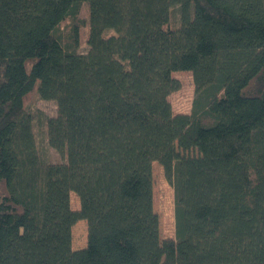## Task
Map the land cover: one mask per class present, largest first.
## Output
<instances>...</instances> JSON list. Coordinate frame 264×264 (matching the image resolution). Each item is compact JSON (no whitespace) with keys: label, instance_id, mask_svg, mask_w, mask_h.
Wrapping results in <instances>:
<instances>
[{"label":"trees","instance_id":"16d2710c","mask_svg":"<svg viewBox=\"0 0 264 264\" xmlns=\"http://www.w3.org/2000/svg\"><path fill=\"white\" fill-rule=\"evenodd\" d=\"M180 70L194 96L176 113ZM36 86L62 161L39 155ZM155 161L175 194L161 241ZM0 264H264V0H0Z\"/></svg>","mask_w":264,"mask_h":264},{"label":"rangeland","instance_id":"374dc122","mask_svg":"<svg viewBox=\"0 0 264 264\" xmlns=\"http://www.w3.org/2000/svg\"><path fill=\"white\" fill-rule=\"evenodd\" d=\"M89 4L85 2L80 11V21L83 26L79 29L78 51L85 52L88 46L89 33ZM180 24L179 6L172 7L168 26L177 27ZM71 31L70 20L62 23L60 33L68 41ZM173 76L180 80L181 87L172 92L170 100L174 112H190L194 96V79L189 70L174 71ZM38 83V82H37ZM27 110L33 115L34 131L40 157L47 162H58L65 159V155L58 152L48 142L46 118L57 114L55 100L43 99L37 92V86L26 98ZM153 203L154 212L147 230L149 236L157 240L175 237V194L172 184L167 180L163 166L155 161L153 163ZM71 205L74 209L80 208L79 197L71 192ZM87 221L78 220L73 226V247L81 248L87 244Z\"/></svg>","mask_w":264,"mask_h":264}]
</instances>
